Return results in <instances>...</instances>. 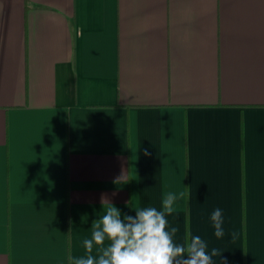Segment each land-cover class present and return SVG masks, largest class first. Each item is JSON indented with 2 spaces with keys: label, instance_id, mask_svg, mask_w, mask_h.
<instances>
[{
  "label": "crops",
  "instance_id": "obj_1",
  "mask_svg": "<svg viewBox=\"0 0 264 264\" xmlns=\"http://www.w3.org/2000/svg\"><path fill=\"white\" fill-rule=\"evenodd\" d=\"M181 191L176 243L264 264V0H0V264Z\"/></svg>",
  "mask_w": 264,
  "mask_h": 264
},
{
  "label": "clouds",
  "instance_id": "obj_2",
  "mask_svg": "<svg viewBox=\"0 0 264 264\" xmlns=\"http://www.w3.org/2000/svg\"><path fill=\"white\" fill-rule=\"evenodd\" d=\"M185 196L183 191L166 193L160 210L151 206L137 208L134 217L121 218L120 210L110 204L105 214L92 222L91 238L83 241L86 255L72 258L70 264H213V257L221 255L218 249L209 253L206 241L191 233L186 244H178L175 241L178 228L169 229L167 217ZM210 219L214 235L223 238L222 210L215 209ZM231 235L235 238L236 233ZM94 247L97 255L92 254Z\"/></svg>",
  "mask_w": 264,
  "mask_h": 264
}]
</instances>
